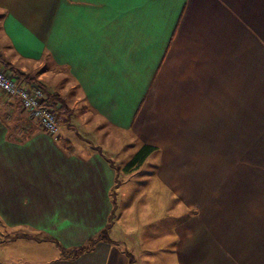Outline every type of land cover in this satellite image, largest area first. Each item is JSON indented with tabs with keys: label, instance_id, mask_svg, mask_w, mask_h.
Returning a JSON list of instances; mask_svg holds the SVG:
<instances>
[{
	"label": "crops",
	"instance_id": "0c3cea01",
	"mask_svg": "<svg viewBox=\"0 0 264 264\" xmlns=\"http://www.w3.org/2000/svg\"><path fill=\"white\" fill-rule=\"evenodd\" d=\"M7 63L96 142L0 90V264H264V0H0ZM123 133L157 148L136 191L145 171L105 150ZM115 186L111 240L61 257L55 240L106 226Z\"/></svg>",
	"mask_w": 264,
	"mask_h": 264
},
{
	"label": "trees",
	"instance_id": "16d2710c",
	"mask_svg": "<svg viewBox=\"0 0 264 264\" xmlns=\"http://www.w3.org/2000/svg\"><path fill=\"white\" fill-rule=\"evenodd\" d=\"M4 68L7 72H9L15 79H17V82L21 83V81H26L30 83L29 86H39L43 87L42 83L36 81L33 77H24V73H21L19 69L16 67L10 65L9 63L5 64ZM43 89V88H42ZM44 105L47 107L52 108L54 111L57 112V114L61 117V119H64V117L69 118L73 115L72 108L68 105L67 100L61 96L57 92L49 93L47 94V97H45ZM66 148H70V146L66 143ZM157 148L150 144H142L141 147L135 152L133 157L125 164L123 167V170L125 173H132L138 168L142 166V164L147 160V158L156 150ZM117 186V185H116ZM116 186L113 189V210L108 218V222L106 226L94 237L90 238L86 245L75 247L70 250H66L64 247L60 245L58 241L55 239V243L57 244L58 248L61 252V257H68V258H75L79 254L90 251L93 249L95 244L100 240H109L108 230L110 226L112 225V222L114 221V211H115V196H116ZM22 234L24 237L33 238V239H41L40 237L36 235L29 234L27 232H17L15 235ZM46 238V237H45ZM111 240V239H110Z\"/></svg>",
	"mask_w": 264,
	"mask_h": 264
},
{
	"label": "built area",
	"instance_id": "2783aa9c",
	"mask_svg": "<svg viewBox=\"0 0 264 264\" xmlns=\"http://www.w3.org/2000/svg\"><path fill=\"white\" fill-rule=\"evenodd\" d=\"M0 90L9 100L18 98L22 107L45 132L58 137L62 119L56 111L44 105L45 94L41 87L17 82V79L0 65Z\"/></svg>",
	"mask_w": 264,
	"mask_h": 264
},
{
	"label": "rangeland",
	"instance_id": "374dc122",
	"mask_svg": "<svg viewBox=\"0 0 264 264\" xmlns=\"http://www.w3.org/2000/svg\"><path fill=\"white\" fill-rule=\"evenodd\" d=\"M68 102H73L74 99L68 97ZM67 118L64 117V122L61 123V127H60V133H63L62 135L65 136L64 139H70L72 141V144L77 147L79 146L77 144V141L79 142V138L77 137L76 133H80V135L84 136V137H89V133L84 130L83 125L78 124V123H74V125L76 126L75 128L69 127L66 124ZM67 136V137H66ZM119 139H116V151L115 150H111L108 147H105L106 152L108 153V155L117 163V166H120V164L122 163H127L135 154L136 150H137V146L138 144H136V142L132 139V137L126 133L123 134H119ZM93 142H96V140L94 139L93 136L89 137ZM79 139V140H78ZM81 141V140H80ZM97 144V143H96ZM154 163V159L152 157L147 158V160L142 164L141 169L144 172L143 174H138L137 176V180H141L139 182H135L134 184V188L135 191L136 189H141L143 188V185H146L147 183V178L149 177L147 170H151L152 169V165ZM120 171V169H119ZM124 175L123 172H120L119 176L122 178ZM146 182V183H143ZM169 197V196H168ZM168 197L167 199H165L166 203L168 202ZM147 200V197L144 199ZM168 211L167 206L165 208H163L162 214H166ZM169 214L171 213V208L169 209ZM186 214H189V212H186L183 216H186ZM1 227H0V241L3 239L2 238V233L3 231H1ZM9 246L11 247L12 244H3L0 242V254L1 253H7L9 251V249H6L5 247ZM14 245V244H13ZM14 250V249H12ZM3 251V252H2Z\"/></svg>",
	"mask_w": 264,
	"mask_h": 264
}]
</instances>
